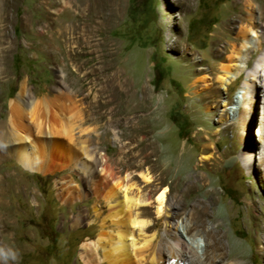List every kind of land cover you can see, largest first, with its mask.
Returning a JSON list of instances; mask_svg holds the SVG:
<instances>
[{
  "label": "rangeland",
  "instance_id": "obj_1",
  "mask_svg": "<svg viewBox=\"0 0 264 264\" xmlns=\"http://www.w3.org/2000/svg\"><path fill=\"white\" fill-rule=\"evenodd\" d=\"M45 1L0 0V46L6 52L0 121H9L10 101L24 82L32 94L43 97L62 74L59 63L64 49L56 57L51 54L52 42L42 29L60 32L72 16L69 11L61 13V5L50 8ZM109 1L104 19L100 14L103 1L91 0L92 41L84 51L79 48L74 61L77 67L70 62L69 68L76 74L84 62L87 67H99L106 61L132 84L133 92L98 124L92 116L86 133L98 125L101 129L85 145L70 149L72 161L65 150L43 174L24 169L14 158L0 162L2 187L16 186L5 198L10 221L6 220L8 234L0 233V257L12 264H98L83 248L94 243L102 230L108 213L104 201L107 186L129 176L145 201L150 200L138 212L151 224L145 232L156 233L157 243L166 231H175L183 223L193 228L187 232L181 227L180 233L189 241L197 237L203 248L207 239L221 235L226 253L222 264L231 258L242 264H264V161L260 160L264 156L260 137L264 89L260 87V96L254 89L250 94L244 92L251 67L264 59L256 34L247 44L249 51H243L241 75L232 80L229 90L218 80L222 65L232 55L231 40L238 37L239 30L231 20L240 11L241 1ZM256 3L264 25V0ZM50 17L57 21H48ZM243 43L240 39L238 46ZM198 77L206 80L193 84ZM83 85L90 87L87 81ZM91 92L93 96L95 90ZM242 95L245 99L239 105ZM143 98L155 110L150 118L145 117L147 109L139 107V120L129 123L120 119V110L141 103ZM240 108L246 112L242 117ZM226 113L229 121L222 122ZM230 123L236 125L235 131L225 129ZM78 130L73 133L76 137L82 135ZM81 146H86L87 152ZM245 148L249 168L239 161ZM101 156L108 169L103 184L98 185L97 159ZM145 171L150 182L142 177ZM164 188L169 190L167 213L172 218L167 213L158 218L156 213L154 200ZM204 204L209 206L204 228L221 225V231L201 227L197 215ZM9 249L14 251V261Z\"/></svg>",
  "mask_w": 264,
  "mask_h": 264
},
{
  "label": "bare ground",
  "instance_id": "obj_2",
  "mask_svg": "<svg viewBox=\"0 0 264 264\" xmlns=\"http://www.w3.org/2000/svg\"><path fill=\"white\" fill-rule=\"evenodd\" d=\"M102 1L103 7L99 10L102 18L105 19V16H107L105 12L107 3L110 1ZM185 1L189 3L192 0ZM240 1V11L231 20L236 25L235 28L239 30L238 37L231 40L233 43L232 55L228 58L227 63L222 65L221 74L218 78L226 91L229 90L232 80H236L241 75L242 68L239 65V60L242 58L244 49H247V44H250L252 41L253 33L256 34V38L258 39V49L264 51V25L261 18L260 6L256 3V0ZM44 4L50 8H57L61 5V13L69 11L72 16L71 23L68 20L69 25L66 23L68 26L65 25L61 31L58 30L60 32L51 31L50 29L44 32L42 29V34H47L52 42L51 54H54V56L58 53L61 54L60 51L64 49L61 62L59 63V70H61L62 74L58 77L56 85L43 97H36L32 94L27 86V82H24L20 86L16 97L10 101L12 115L9 121H0V162L7 158H14L24 169L42 174L46 172L47 165L52 160L63 156L62 153L65 150L68 155L67 157L72 161L73 155L71 152L73 151L70 152V149L74 145H85L89 142V138L93 137L95 132L101 129L99 125H96L97 127L93 132L89 131V133H86L88 130L85 126L92 120V116L95 117V123L98 124L100 120L108 115L109 110L115 112L124 97L129 96L133 92L132 84L127 79H124L122 73L113 64L106 65V61L100 62L99 67H95L94 65L87 67L86 62H84L80 66L81 70L78 68L75 70L76 74L74 71H70V62L73 63L74 68L77 67L74 61L78 55L79 48L84 51L92 41L93 30L90 23L91 0H46ZM48 21L56 22L57 20L50 17ZM63 23L65 22L63 21ZM50 26H52L51 23L49 24ZM56 35L58 36L56 37ZM62 37L64 38L63 40ZM240 39L244 43L238 46ZM1 46L0 85L3 83L2 76L5 73L3 65L6 58V52ZM247 51L249 50L247 49ZM197 70L202 71L203 68L198 67ZM262 76L264 77V59L261 62L259 60L255 66L251 67L247 82L244 84L245 94H250L252 89H254L255 94L262 95L259 90L260 87L264 89V78L262 79ZM205 80L206 77H198L193 84L198 85ZM83 81H87L90 87L87 86L85 88ZM205 84L207 86L210 85L208 82H205ZM92 89L95 90L93 96ZM208 99L209 97L207 96ZM238 99L239 105L243 104L244 95ZM228 105L229 103L226 102L225 106ZM139 107L147 109L146 118H150L155 112V110L149 107L146 98H143L141 99V103L130 105L126 110H120V119L129 123L139 120ZM239 113H241L240 116L242 117L246 112L240 108ZM260 114L261 104L259 105V117ZM229 118L226 113L220 120L225 122L229 121ZM262 118L260 137L261 141H264V113ZM76 129H79L78 131L82 135L76 137V134H73ZM225 129L235 131L236 125L230 123ZM100 134H96L98 138ZM81 148L82 151L87 152L86 146H81ZM248 156L249 152L246 148L239 155V161L245 168L251 167ZM260 160L263 162L264 156L261 155ZM105 161V158L102 156L97 159L101 178L98 185L103 184L102 178L105 177L108 169ZM142 177L146 182L151 181L150 174L147 171L142 174ZM1 184L2 177L0 178V217L2 225L0 233L5 234L8 232L7 227H9L6 224V220H9L10 217L7 214L6 208L8 206L6 207L5 198L16 186L4 189ZM168 193L169 190L164 188L155 197L154 202L156 203L158 218H161L168 212ZM104 201L107 204L108 213L103 219L102 230L99 233L98 239L94 243L86 244L83 248L84 253L93 262L97 260L98 264H222V259L226 256L220 234H215L212 241L207 239L205 248H203L198 243L197 237L194 236L192 241H189L180 233L181 227L187 230V232H191L193 225L179 224L177 230L166 231L164 239L159 243L156 242V233L147 235L145 229L151 224L140 217L138 209L147 206L150 200L145 201L140 188L136 182H132L129 176L119 178L107 186ZM208 213L209 206L207 204L200 207L197 217L203 230L221 231V225H217L211 230L204 228ZM167 217L172 218L173 216L167 213ZM208 236L206 235L207 238ZM199 246L202 248V251H199ZM13 252L12 249H9L7 252L11 261L14 258ZM261 253L264 255V248H261ZM99 256H102V259ZM0 264L12 263L0 257ZM227 264H242V262H235V259L231 258Z\"/></svg>",
  "mask_w": 264,
  "mask_h": 264
}]
</instances>
